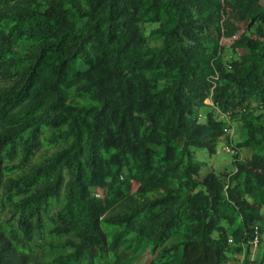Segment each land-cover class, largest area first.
<instances>
[{"label": "trees", "instance_id": "1", "mask_svg": "<svg viewBox=\"0 0 264 264\" xmlns=\"http://www.w3.org/2000/svg\"><path fill=\"white\" fill-rule=\"evenodd\" d=\"M257 224L264 0H0V264H230Z\"/></svg>", "mask_w": 264, "mask_h": 264}, {"label": "rangeland", "instance_id": "2", "mask_svg": "<svg viewBox=\"0 0 264 264\" xmlns=\"http://www.w3.org/2000/svg\"><path fill=\"white\" fill-rule=\"evenodd\" d=\"M234 42V38H224L222 40V44L225 48H227L228 53H231V45ZM228 54V56H229ZM227 58V55H225ZM207 102L212 104V100L208 99ZM211 110L210 108H205V111ZM205 118V117H203ZM229 128L227 132V138L221 139L217 151L211 153L207 147L198 148L195 152L197 159L202 160L204 162L202 168V175L208 173L211 170L221 171V170H229L233 171L236 168L235 165V156L240 157H250L252 154V149L250 147L237 145L238 142L243 141L245 139V135L247 132L246 128L237 121H229ZM235 148V152H229L227 147ZM264 241V236H263ZM262 244L261 247H263ZM261 261L260 258L255 260L252 264H259Z\"/></svg>", "mask_w": 264, "mask_h": 264}, {"label": "crops", "instance_id": "3", "mask_svg": "<svg viewBox=\"0 0 264 264\" xmlns=\"http://www.w3.org/2000/svg\"><path fill=\"white\" fill-rule=\"evenodd\" d=\"M262 244H264V241ZM262 244L254 249L248 243H245L242 251L236 253L229 252L230 264H252L258 258L261 259L259 264H264V245L261 247Z\"/></svg>", "mask_w": 264, "mask_h": 264}, {"label": "built area", "instance_id": "4", "mask_svg": "<svg viewBox=\"0 0 264 264\" xmlns=\"http://www.w3.org/2000/svg\"><path fill=\"white\" fill-rule=\"evenodd\" d=\"M227 150L229 152H235V148L233 147H227ZM263 236H264V232L261 231L260 226L257 224L254 227V234L251 237V239L247 242L249 246H252V248L256 249L258 248L262 242H263ZM232 241V240H231Z\"/></svg>", "mask_w": 264, "mask_h": 264}, {"label": "clouds", "instance_id": "5", "mask_svg": "<svg viewBox=\"0 0 264 264\" xmlns=\"http://www.w3.org/2000/svg\"><path fill=\"white\" fill-rule=\"evenodd\" d=\"M263 243V242H262ZM230 263V262H229Z\"/></svg>", "mask_w": 264, "mask_h": 264}]
</instances>
